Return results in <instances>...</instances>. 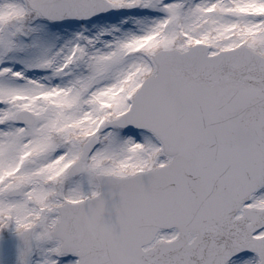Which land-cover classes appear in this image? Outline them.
<instances>
[{"label": "snow or ice", "instance_id": "obj_1", "mask_svg": "<svg viewBox=\"0 0 264 264\" xmlns=\"http://www.w3.org/2000/svg\"><path fill=\"white\" fill-rule=\"evenodd\" d=\"M0 264H264V0H0Z\"/></svg>", "mask_w": 264, "mask_h": 264}]
</instances>
